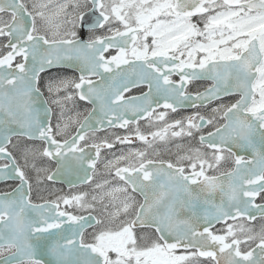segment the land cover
<instances>
[{
  "label": "snow or ice",
  "instance_id": "obj_1",
  "mask_svg": "<svg viewBox=\"0 0 264 264\" xmlns=\"http://www.w3.org/2000/svg\"><path fill=\"white\" fill-rule=\"evenodd\" d=\"M0 37V264H264V0H0Z\"/></svg>",
  "mask_w": 264,
  "mask_h": 264
},
{
  "label": "flooded vegetation",
  "instance_id": "obj_2",
  "mask_svg": "<svg viewBox=\"0 0 264 264\" xmlns=\"http://www.w3.org/2000/svg\"><path fill=\"white\" fill-rule=\"evenodd\" d=\"M57 0H53V3H56ZM202 26V25H201ZM4 42V38L0 37V43ZM111 54H115L114 50H110L109 53H106L105 55H111ZM69 75H71V73H68ZM78 75V74H77ZM173 79H178V77L174 76ZM211 84V81H195L193 83H191L189 85V91H196V90H203L204 88H206L207 86H209ZM141 90L146 91V88L143 89H136L133 88L131 89L130 92L125 93V96H136L139 95ZM238 97L235 95H224L222 97H220V99L216 100L213 102L212 105H210V107H214L218 104H229L231 102H234L235 99H237ZM73 106L70 104L69 108H72ZM91 108L90 104H86L83 101H79L77 99L76 103H75V111H81L83 112L85 108ZM197 109H194L190 106L188 107H184L178 110V113H171L169 111V117H175V118H180L181 116H185V115H189L191 113H193L194 111H196ZM202 113H204L206 110L205 109H199ZM57 112L59 111L58 109L56 110ZM158 111H163V109H158ZM69 115L74 114L73 112L68 113ZM53 125L56 123V119L55 116L53 117L52 120ZM141 125H143V121L140 122ZM208 129H205V131H207ZM108 132H115L118 135H125L127 134L125 129H121V128H114V129H108ZM98 136L103 137L105 135L104 131H101L99 133H97ZM134 143L132 145H121V144H116L114 146L113 149L109 150V149H102L101 153H102V159L107 157V158H111L112 153H116L118 154L119 151L124 150L127 151L128 147H139L141 146L140 142L138 140H135L133 137ZM175 143H186V141H181V140H176L173 142V144L169 145L168 147H172L173 151H174V144ZM193 146H198L197 142L193 141L192 142ZM165 146L161 145L160 146V150L163 152L164 151ZM94 154V153H93ZM165 155H167V153H165ZM173 159H175V157H172ZM45 166H48L47 164H45ZM51 167L54 169L55 165H51ZM99 171L103 172V164H99ZM210 174H215V173H210ZM32 180V191L30 194V200L33 203L36 204H40L43 202L44 199H55L57 196H61V195H70V194H76L80 191H88L91 192V189L87 187V185H80L77 184L76 187H70L68 183H66L64 180H55V181H49L46 177L41 181L39 188H37V184H36V179H35V173H30ZM72 179H75V177H72ZM17 184H19V180H13V179H8V180H2L0 179V193H4V192H10L13 188H15L17 186ZM27 191V189H26ZM137 198L139 199V196H137ZM218 199V198H217ZM256 204H264V193H261L260 195H258L254 201ZM61 210H67L70 212H73V214L76 215H87V213L84 212H78L76 211L75 208L73 207H67L64 206L63 204H61ZM229 223H233V221H229ZM236 223H243L246 226H251L254 227L255 229L259 230V228L261 227V225H264V218H261L259 216H257V219L255 221H247V220H239ZM223 227V225L221 224H215L213 225V231H217L219 229H221ZM92 229L88 228L85 231V238L86 239H90V233H91ZM219 234V233H218ZM254 247V245H253ZM202 264H215V261H211L208 258H202Z\"/></svg>",
  "mask_w": 264,
  "mask_h": 264
}]
</instances>
